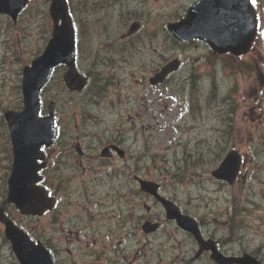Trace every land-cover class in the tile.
Wrapping results in <instances>:
<instances>
[{
  "label": "rangeland",
  "instance_id": "rangeland-1",
  "mask_svg": "<svg viewBox=\"0 0 264 264\" xmlns=\"http://www.w3.org/2000/svg\"><path fill=\"white\" fill-rule=\"evenodd\" d=\"M190 0H160V4L154 5L153 9L157 8L163 11V17L158 20L165 23L167 20L172 19L170 17L176 15V13H182L186 5ZM32 3H38L42 11L45 10L42 0H35ZM31 3V4H32ZM129 8H134L130 5ZM263 12V11H262ZM8 18L3 15H0V117L3 111L4 106H16L20 105L21 97L17 92V83H18V71L22 61L29 58L31 54L37 50L43 43L44 39L46 40L48 34L44 31L47 24L45 18L41 12H35L33 8L30 10L23 11L21 18L15 23L9 21ZM95 21L94 18H87L86 26L90 27L92 22ZM172 43V40L169 39ZM153 46L157 47L160 42V37H154ZM165 49L163 51L165 57H177L180 60L181 68L175 77L184 76L188 72V62L193 60L192 64L198 66L199 63L196 60L201 55L200 53H195L189 46H178L173 47L171 43L165 42L163 39ZM114 55L118 53L117 49L111 51ZM149 56L151 52L146 53ZM221 61V63H220ZM218 62L215 68L201 66L199 67L202 71H211L214 70L216 79H217V90L219 95H226L228 92L232 94L233 99H242L241 104L242 109L246 110L247 107H255V114L251 113L250 115H244L240 117V120L244 122L246 131L248 130V120L253 118L254 115L259 116V120L256 121V128L252 138L254 142L250 146L243 147L242 150L246 152L249 156L253 158L254 164H258L257 169L263 173L264 167V65L257 62L256 67H252L250 70V62L246 58L245 63L243 64V72L241 67H237V62L231 58H222ZM10 65V66H9ZM171 94H177V92L172 89ZM55 96L59 102L63 101L65 97L66 101L64 108L68 109V112L71 113L73 110V104L75 102L88 103L89 98L83 100L82 96H64L63 91H61L58 86L51 82L48 88L43 92L42 99L45 96ZM198 100L201 102L202 109L197 110L196 118L191 119V130L178 132L174 130L171 125L176 120L177 108L170 107L174 103V99L170 97H165L163 100L159 101V98L155 97L148 98L149 103L154 99H157V104L155 109L158 113H152V108L150 109L147 116L144 117L146 123H149L150 126L148 129H138V134L136 140L133 141L132 147L136 150H142L143 144L146 142L149 147V155L155 154V162L148 164L152 167L153 171L158 173L162 171L163 173L158 174L162 178L164 183L170 184L169 177L172 173L177 172V165H182L183 162L180 160V154L176 156L175 149L180 150L175 147V140L180 136L182 140L187 143L195 146L206 145L205 158L206 164L202 167H196L190 170L198 172L197 174L192 175L195 179L198 180L197 187L187 189H177L175 191L176 202L181 203L182 205H194L200 201L198 195H202V201L210 205V212L207 214V218L211 223L210 226L218 223V211L223 208L221 202V192H224L223 187L217 186V184L209 178V172L211 169L215 168L219 162L217 160L220 150L216 147V139L219 136L216 127H220L218 124L219 115H217V110L215 109L216 105L214 101L209 100V80H207L206 88L200 90L197 94ZM165 104V108L163 107ZM63 109V107H60ZM162 109L164 111L162 112ZM174 117V118H173ZM185 121L182 123L188 124L189 115L188 113L184 116ZM173 119V120H172ZM159 122V124H158ZM165 124V125H164ZM252 134V133H251ZM8 139L6 126L3 125L0 119V158L2 159L5 156L6 151L3 150L4 145ZM189 141V142H188ZM221 151L224 152V149L221 148ZM194 153V152H193ZM7 163L6 160H0V193L4 192V187L2 184V177L5 173V168L1 164ZM103 165V164H101ZM249 164L246 163L244 168ZM175 181H179L180 178L174 177ZM87 187L93 185L92 182L87 181L85 184ZM180 185V183L178 184ZM215 188H218L221 192H214ZM124 192V185H122V191ZM199 193V194H197ZM208 195L212 198H208ZM1 198V197H0ZM245 200V199H244ZM241 201V199H240ZM195 212L206 214L207 210L198 204L197 207H192ZM71 210V208H70ZM35 226L38 229L44 228L50 230L51 226L48 224V217H41L36 220ZM34 223V222H33ZM242 223H245L246 226L253 225L254 229H240L238 226H232L228 229V232L235 231L238 236L234 237V242L228 245V250L232 253H239L242 251H247L248 253L257 252L258 257L264 262V237L260 235L264 233V225L254 222H246L242 220ZM61 226L58 225V228ZM68 229V225L65 223L62 226V230L57 235L59 239L53 238L54 241L52 245H60V242L64 241L63 236L65 230ZM255 231L258 233L255 234ZM64 246H66L64 244ZM71 247V255H80L79 250L73 246ZM66 254V251H64ZM69 255V254H68ZM85 264H89L88 259L83 261ZM0 264H17L10 246L6 241L0 239ZM209 264V263H207Z\"/></svg>",
  "mask_w": 264,
  "mask_h": 264
},
{
  "label": "water",
  "instance_id": "water-1",
  "mask_svg": "<svg viewBox=\"0 0 264 264\" xmlns=\"http://www.w3.org/2000/svg\"><path fill=\"white\" fill-rule=\"evenodd\" d=\"M236 1V0H226V2ZM189 20L187 19L183 23L172 27L170 29L173 33L177 34V31L182 27H188ZM25 134V141L20 140L16 137L13 138L15 147H22L21 151H24L27 154H32L35 147L39 144V141L34 139L32 135L23 130ZM238 165V160L233 161L231 158H226L220 167L215 170L213 173L215 175L223 176L225 178L231 179L232 173L236 170ZM170 206V203H168ZM171 208V206H170ZM172 209V208H171ZM169 212V210H167ZM7 236L10 238L13 246V250L22 261L23 264H50L48 253L43 250V248L38 245L35 246L28 238L17 228L13 227L10 223H7L6 227Z\"/></svg>",
  "mask_w": 264,
  "mask_h": 264
},
{
  "label": "flooded vegetation",
  "instance_id": "flooded-vegetation-1",
  "mask_svg": "<svg viewBox=\"0 0 264 264\" xmlns=\"http://www.w3.org/2000/svg\"><path fill=\"white\" fill-rule=\"evenodd\" d=\"M94 2H96V4L93 5V9L95 10V12H97L98 16H101L102 13L107 8L108 4L103 2L102 0H94ZM122 14H124L126 16L128 13H127V11H122ZM136 25L138 26V24H136ZM122 41H124V40H122ZM126 46H130V48L132 49V44H130L128 42H119V43L115 44L114 49H117L118 53H117V55H114L113 53L111 54L114 62L119 63L120 60L123 59L122 56L125 55L124 48H126ZM116 94H118V93H116ZM96 100L98 101V104L102 102V99H100V98H97ZM128 110H129V108H128ZM113 142L116 145H120V146L122 145L121 141H120V137L117 138V135H113ZM103 155L105 156L106 159H108L110 157V156H108L109 155L108 152H103ZM117 158H118V156L115 155V159H117ZM125 158H126V152H124V155L121 158L119 157V160L123 161V160H125ZM125 164H127V163H125ZM123 168H124V166H120L119 167L120 170H122ZM116 175L117 174H114V175L110 174V175H107V178H108V182L110 184V191L114 193V196L118 200H120L121 191H117L116 190V185H117ZM91 176H92V179H89L88 181L93 183V185L91 186L90 192L94 193L96 191L95 186L100 184L101 181H100L99 176L97 174L96 175H91ZM131 180L132 179H131L130 176H129V178H127V176H124V183L126 185V188L124 190L125 195L123 196L124 202L131 201V194H132V189H131L132 188V181ZM79 186H81V184ZM145 196H147L145 193H143V192H141L140 190L137 189L135 191V198H133V200L131 202V206L133 205V202H134L135 199H137L138 197L144 198ZM150 203H151V208H153L156 211V213L163 212L162 206H161V204L159 202H157L156 200L155 201L151 200ZM168 222L169 223H173L174 221L168 220ZM117 225L120 228H125V227L128 226L127 224L121 223V222H118ZM179 232H182L188 238L190 237V235L187 232H184L183 230H180L176 225L175 226L173 225V227L171 226V228L166 232V235H167V237L169 239H176V237L179 234Z\"/></svg>",
  "mask_w": 264,
  "mask_h": 264
},
{
  "label": "bare ground",
  "instance_id": "bare-ground-1",
  "mask_svg": "<svg viewBox=\"0 0 264 264\" xmlns=\"http://www.w3.org/2000/svg\"><path fill=\"white\" fill-rule=\"evenodd\" d=\"M94 4H96V2H94V0H91L89 2V4L86 7V13L88 14V16H90V17L95 19V18H98L100 16H98L97 12H95V10L93 9V5ZM115 55H117V54H115ZM96 89H97V85L93 84L92 86H90L88 88L87 91L83 92L82 95H80V96H82V99L85 100V99L89 98V93L94 92ZM102 164L104 165V163H102ZM122 185H124V190H125L126 185H125V183L123 181H118L117 182L116 190L117 191H122Z\"/></svg>",
  "mask_w": 264,
  "mask_h": 264
},
{
  "label": "snow or ice",
  "instance_id": "snow-or-ice-1",
  "mask_svg": "<svg viewBox=\"0 0 264 264\" xmlns=\"http://www.w3.org/2000/svg\"><path fill=\"white\" fill-rule=\"evenodd\" d=\"M251 2L253 3V5H255L256 0H251ZM257 19H259V17H257ZM261 35L264 36V32H262Z\"/></svg>",
  "mask_w": 264,
  "mask_h": 264
}]
</instances>
